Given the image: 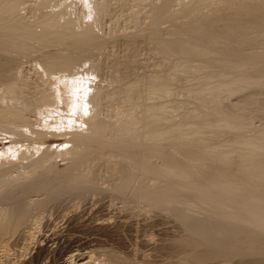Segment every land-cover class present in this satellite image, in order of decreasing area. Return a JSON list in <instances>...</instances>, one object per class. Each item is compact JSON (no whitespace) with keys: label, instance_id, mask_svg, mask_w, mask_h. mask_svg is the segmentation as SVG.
Wrapping results in <instances>:
<instances>
[{"label":"bare ground","instance_id":"obj_1","mask_svg":"<svg viewBox=\"0 0 264 264\" xmlns=\"http://www.w3.org/2000/svg\"><path fill=\"white\" fill-rule=\"evenodd\" d=\"M12 60L0 264H118L112 247L92 262V244L45 215L105 191L173 215L182 261L264 264V0H0V65ZM91 222L77 223L116 226Z\"/></svg>","mask_w":264,"mask_h":264},{"label":"rangeland","instance_id":"obj_2","mask_svg":"<svg viewBox=\"0 0 264 264\" xmlns=\"http://www.w3.org/2000/svg\"><path fill=\"white\" fill-rule=\"evenodd\" d=\"M204 11L206 12L207 10L205 9ZM120 19L121 18L117 19L119 27H121L122 25L125 26L123 22L124 17L122 16V19H121L122 21ZM104 20L102 22L103 24L105 23L104 24L105 27L103 26L104 30L106 29L105 31L110 33L111 23L110 21H108L109 19L107 20L104 19ZM163 22L164 21L160 22L159 24L161 28L168 25V22L166 23L164 22V24ZM145 23L146 22H144L143 25ZM145 26L140 28L141 31L146 29ZM119 27L117 26V28ZM122 28L121 29L119 28L118 31L119 30L121 31L116 33L117 34L116 38L118 40L129 38L128 32L122 30ZM126 32L127 34H124ZM135 42H136L135 45L137 47H139V45L142 44L141 39H137ZM89 48L87 50L90 52L87 51L86 53L92 54L94 56H98L103 51L98 46L92 47L91 45L89 46ZM97 50H99L100 52L98 53ZM120 51L122 50L120 49ZM12 61L10 62L12 66L8 64V66L3 67V64L1 63L0 72L7 73L11 69L12 70L16 69L18 65L15 61H13L15 63L12 64ZM138 71H141V70L139 69ZM28 72L29 71H27V74ZM30 73L33 75V72L30 71ZM31 74L27 75L29 80L32 79ZM62 127L63 126L57 125L55 128H58L57 131H59L60 129H62ZM3 140H4L3 142L7 141V139L6 140L3 139ZM0 142H1V139H0ZM0 150H1V145H0ZM7 153H8L7 151L2 152L1 150L0 159L16 160V158L13 155L11 156L6 155V158L2 156ZM19 165L20 163H18V161H15L16 167H14L12 171L14 170L15 172H17L18 169H20ZM14 171L13 173H15ZM105 192H103L102 194L97 193L95 195H90L91 197L92 196L93 197L92 198L88 197V198L83 199L82 203L81 201L79 202L78 200H76L75 198H72L71 196L64 197V199L62 198L56 203H51L46 208L45 215L48 218L50 217V219L52 218L51 220L54 223L55 229L61 232L64 237L66 236L65 238H69V237L76 238L77 236L78 238H81L83 241H87L91 243L92 244L91 246L92 254L91 255L95 259L92 262H106L104 261L106 257L105 253L108 250H110V248L112 247V248L118 249L121 253L123 252V254L121 255H124V258L120 260L118 264H192V262L190 263L189 261L186 262V260L185 261L181 260L183 257L187 258L186 255H188L190 251H189V248H186L184 246L180 247L179 244H177L174 241L184 233V230H183V227L179 224V222L176 220V218L173 215H168L164 211H161V210H152V209L150 210L147 205H143V211L141 212H136V211L132 212V209L127 205V203L125 201L122 202V198L115 196L112 199L111 196L113 197L115 194L112 195V193L109 191H105ZM70 198L71 200H69ZM73 203L75 204V206L73 205ZM69 204L71 205L70 207H69ZM73 212L77 213V216L76 218L72 219L68 223L66 221L67 219L66 216L67 215L71 216ZM88 219L90 220V222L92 221L91 223L101 222L103 220L107 222L110 221L109 223L113 222L112 224H116L115 230H114V227H113L114 231H112V229L110 230L102 229L104 231H102L101 229H93V228L90 229L91 227H89L87 223H84L85 224L84 226L79 225L81 224L80 223L81 221L83 222ZM121 222L126 223V225L120 226L119 224H121ZM117 224L119 226H117ZM86 225H88V227ZM107 246L108 248H106ZM183 250H186L189 252L187 253L186 251H183ZM235 259H238V258H235ZM220 260L221 259H218V261L216 260L213 261L211 259V261L207 260L206 262H203L201 264H252L251 262H248L247 259L245 261L243 259H242L243 261L239 259L241 262L239 260H233V258L232 260L230 259L229 261L228 260L220 261Z\"/></svg>","mask_w":264,"mask_h":264}]
</instances>
